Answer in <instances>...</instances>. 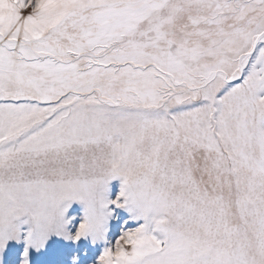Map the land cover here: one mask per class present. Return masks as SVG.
Here are the masks:
<instances>
[{"label": "snow or ice", "instance_id": "6c2138e0", "mask_svg": "<svg viewBox=\"0 0 264 264\" xmlns=\"http://www.w3.org/2000/svg\"><path fill=\"white\" fill-rule=\"evenodd\" d=\"M0 264H264V0H0Z\"/></svg>", "mask_w": 264, "mask_h": 264}]
</instances>
